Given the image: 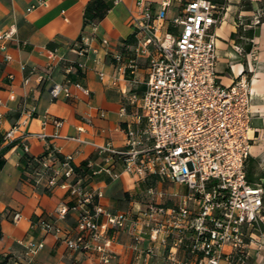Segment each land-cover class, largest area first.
Listing matches in <instances>:
<instances>
[{
    "label": "crops",
    "instance_id": "crops-1",
    "mask_svg": "<svg viewBox=\"0 0 264 264\" xmlns=\"http://www.w3.org/2000/svg\"><path fill=\"white\" fill-rule=\"evenodd\" d=\"M41 1L46 5H40ZM89 1L0 0V30L15 28L6 49L11 59L5 60L0 52V152L11 144L3 153L5 162L0 169V264H102L97 253L71 251L40 225L45 220L63 228L74 226L76 214L72 210L63 220L56 218L61 205L74 204L70 191L58 185L48 187L45 174L35 181L33 173H25L22 178L20 168L25 152L39 156L56 148L59 159L72 156L73 166L90 161L95 167L102 161L96 145L110 142L122 148L126 128L136 126L148 60L138 58L134 74L125 64L134 56L138 38L143 37L132 25V18L139 17L138 0H103L104 16L84 24L83 12ZM142 1L157 8L161 0ZM218 5L223 11L214 29L216 69L224 84L231 83L242 70L251 78L250 135L254 140L245 170L246 176L252 177L250 183L262 186L264 176L255 178L252 166H264V14L259 24H254L253 18L259 8L264 9V0H225ZM174 12L173 7L168 10V20ZM167 27L173 29L168 23ZM239 28L241 42L237 43L231 34ZM249 29L253 36L246 51L244 32ZM53 83L64 85L71 97L53 98ZM122 106L126 107L124 115L120 114ZM49 117L60 119L62 124H43ZM11 129V139L4 141L5 133ZM39 132H44L45 138H39ZM117 170H121L120 162ZM92 175L90 179L86 176L85 182L102 191L99 203L109 211L144 209L146 203L127 200L125 196L131 195L139 182L155 179L156 192L161 183L154 175L143 181L125 172L117 178L104 172ZM165 183L174 190L172 194L178 201L187 192L182 184ZM111 235L115 257L108 264H171L163 246H157L153 256L140 254L150 244L147 237L135 248L127 230H116ZM29 240L43 242L32 256L26 254L25 242ZM224 251L229 252V246ZM178 256L183 253L180 251Z\"/></svg>",
    "mask_w": 264,
    "mask_h": 264
},
{
    "label": "built area",
    "instance_id": "built-area-1",
    "mask_svg": "<svg viewBox=\"0 0 264 264\" xmlns=\"http://www.w3.org/2000/svg\"><path fill=\"white\" fill-rule=\"evenodd\" d=\"M39 4L46 5V1ZM136 5L139 17L132 18V25L143 37L138 38L134 56L125 67L134 74L137 59L148 60L136 126L126 128L122 148L110 142L96 145L102 161L95 167L88 161L87 166L92 174L104 172L110 178L125 172L143 181L154 175L159 181L184 185L187 192L175 206L166 207L154 199L161 194L149 187L151 200L144 209L109 211L99 203L102 191L84 183L86 176L75 171L72 156L59 159L56 148L44 156L34 171V181L45 174L48 187L58 185L70 191L74 204L61 205L56 218L63 220L72 210L75 224L63 228L43 220L40 225L71 251L97 253L102 264L115 257L111 233L116 230H127L135 248L147 237L150 244L140 251L144 257L163 246L171 264H231L241 259L246 238L253 240L251 230L264 219V190L249 182L245 170L254 140L250 135L251 78L242 70L231 83L223 84L218 76L214 29L222 6L210 0H161L157 8L138 0ZM172 7L175 12L168 20ZM263 14L259 8L253 23L259 24ZM14 36L13 26L0 30L5 60L11 59L6 49ZM50 93L53 98L71 97L59 83L52 84ZM125 112L122 106L120 114ZM46 123L62 124L55 117L45 118ZM12 134L13 129L7 131L4 141ZM36 135L46 136L44 132ZM22 146L27 150L26 144ZM25 245L26 254L32 256L43 242L29 240Z\"/></svg>",
    "mask_w": 264,
    "mask_h": 264
},
{
    "label": "rangeland",
    "instance_id": "rangeland-1",
    "mask_svg": "<svg viewBox=\"0 0 264 264\" xmlns=\"http://www.w3.org/2000/svg\"><path fill=\"white\" fill-rule=\"evenodd\" d=\"M219 78L223 83L224 79L221 75ZM252 174L255 176V178L258 176H264V166L261 167L257 163L253 164ZM156 184L157 183L155 179H149L146 182H139L135 187L134 192L131 195L125 196V199H132L140 203H146L147 205L151 198L148 197L146 189L149 187V185H152L154 189ZM157 189L159 190L158 193L161 195H156L154 197L155 200H159L163 204H170L171 206L177 204L178 198L176 195L172 194L174 190L170 189L169 184L161 181V183L158 184ZM251 231L253 233V240L250 241L249 237L246 238L247 245L242 251L243 253L241 255V259H235L231 264H264V219L262 222H259V224Z\"/></svg>",
    "mask_w": 264,
    "mask_h": 264
},
{
    "label": "trees",
    "instance_id": "trees-1",
    "mask_svg": "<svg viewBox=\"0 0 264 264\" xmlns=\"http://www.w3.org/2000/svg\"><path fill=\"white\" fill-rule=\"evenodd\" d=\"M214 3H218V4H224L225 0H211ZM105 10H106V5L104 4L103 0H91L89 1L85 8H84V12H83V19H84V24H88L96 19H101L104 14H105ZM240 35H241V29H237V32L232 33L231 36L232 38L235 39V41L237 43H240ZM253 36V31L252 30H246L244 32V37H246L247 39V44L245 45V50L248 51L250 49L251 46V38ZM11 144H9L8 146H6L3 150H1L0 152V169L3 166L5 159L3 156L4 151L10 146ZM47 153H44L42 155L39 156H32L29 155L28 153H24L21 157V177L25 178L26 175L25 173H33L37 168H39L42 159L44 158V156H46ZM88 161H83L79 166H74V169L76 172L80 173L82 176H90L89 179L91 178L92 175V170L87 166ZM247 179L248 180H252V177L250 176V174H247ZM33 181V180H32ZM88 181V180H87ZM86 183V182H84ZM263 186V190H264V183H262ZM127 195V194H126ZM264 198V197H263Z\"/></svg>",
    "mask_w": 264,
    "mask_h": 264
}]
</instances>
